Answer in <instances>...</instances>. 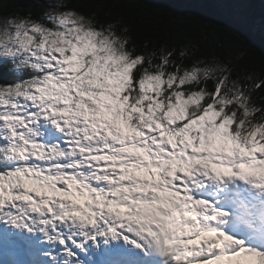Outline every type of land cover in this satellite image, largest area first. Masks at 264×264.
I'll use <instances>...</instances> for the list:
<instances>
[{
  "label": "snow or ice",
  "instance_id": "obj_1",
  "mask_svg": "<svg viewBox=\"0 0 264 264\" xmlns=\"http://www.w3.org/2000/svg\"><path fill=\"white\" fill-rule=\"evenodd\" d=\"M252 36L264 0L0 6V264H264Z\"/></svg>",
  "mask_w": 264,
  "mask_h": 264
},
{
  "label": "trees",
  "instance_id": "obj_2",
  "mask_svg": "<svg viewBox=\"0 0 264 264\" xmlns=\"http://www.w3.org/2000/svg\"><path fill=\"white\" fill-rule=\"evenodd\" d=\"M10 0H0V6L3 7V10L8 9V3ZM75 2L79 3L81 0H75ZM89 2H95V3H111V4H117L119 3V0H89ZM179 0H168V1H163V0H144V3L146 4H151L152 6L155 7H168L171 4L177 3ZM171 10V9H169ZM106 16L114 19H123L121 16H115L112 17V13L106 12ZM186 43H202L207 45L209 48H211L212 44H217V45H223L225 43V38L220 35L218 36L215 32H212L211 34H204L202 33L197 39H189L188 37H181ZM251 45L255 46L257 50L260 52L261 55H264V39H262L259 36H252L249 37L248 41ZM245 55H249L248 53H245Z\"/></svg>",
  "mask_w": 264,
  "mask_h": 264
},
{
  "label": "rangeland",
  "instance_id": "obj_3",
  "mask_svg": "<svg viewBox=\"0 0 264 264\" xmlns=\"http://www.w3.org/2000/svg\"><path fill=\"white\" fill-rule=\"evenodd\" d=\"M163 1H168V0H163Z\"/></svg>",
  "mask_w": 264,
  "mask_h": 264
}]
</instances>
